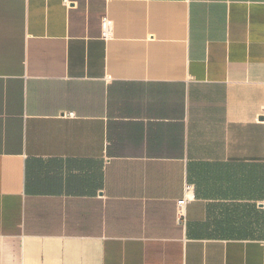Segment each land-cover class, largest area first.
<instances>
[{
	"label": "crops",
	"instance_id": "0c3cea01",
	"mask_svg": "<svg viewBox=\"0 0 264 264\" xmlns=\"http://www.w3.org/2000/svg\"><path fill=\"white\" fill-rule=\"evenodd\" d=\"M258 228L264 0H0V264H264Z\"/></svg>",
	"mask_w": 264,
	"mask_h": 264
},
{
	"label": "trees",
	"instance_id": "16d2710c",
	"mask_svg": "<svg viewBox=\"0 0 264 264\" xmlns=\"http://www.w3.org/2000/svg\"><path fill=\"white\" fill-rule=\"evenodd\" d=\"M257 228L251 227H218L214 228L215 237L218 238H247L251 236L249 233H254ZM263 230L264 228H258Z\"/></svg>",
	"mask_w": 264,
	"mask_h": 264
},
{
	"label": "built area",
	"instance_id": "2783aa9c",
	"mask_svg": "<svg viewBox=\"0 0 264 264\" xmlns=\"http://www.w3.org/2000/svg\"><path fill=\"white\" fill-rule=\"evenodd\" d=\"M111 27H112V22L108 18H105L103 21V29H104V36L106 38L110 34ZM68 117H74V115L69 114ZM190 191H191V186L186 185L185 196L182 200L178 202L177 214L180 220H184L186 218V203H187L188 194L190 193Z\"/></svg>",
	"mask_w": 264,
	"mask_h": 264
},
{
	"label": "rangeland",
	"instance_id": "374dc122",
	"mask_svg": "<svg viewBox=\"0 0 264 264\" xmlns=\"http://www.w3.org/2000/svg\"><path fill=\"white\" fill-rule=\"evenodd\" d=\"M259 236H262V238H263L264 235H259Z\"/></svg>",
	"mask_w": 264,
	"mask_h": 264
}]
</instances>
